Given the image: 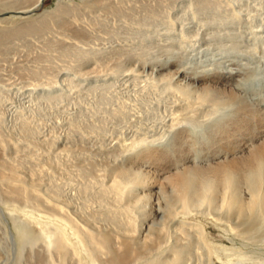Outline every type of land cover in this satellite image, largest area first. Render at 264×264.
I'll list each match as a JSON object with an SVG mask.
<instances>
[{"label": "rangeland", "instance_id": "1", "mask_svg": "<svg viewBox=\"0 0 264 264\" xmlns=\"http://www.w3.org/2000/svg\"><path fill=\"white\" fill-rule=\"evenodd\" d=\"M7 1L11 0L1 2ZM22 10H0V264H53L48 262L46 239L39 237V225L26 214L34 211L32 202L12 201L6 193L11 174L18 176L19 183L25 184L22 186H38L39 196L32 195V200L42 202V209L50 206L45 199L53 196L63 201L66 215L95 232L101 225L109 229L123 223L120 221L127 214L121 206L125 203L114 192L109 191L113 196L110 195L103 185L112 181V167L130 161L132 152L170 145L173 140L174 133L165 126L172 91H167L168 97L161 92L163 82H152L144 88V79L151 75L157 78L167 71L164 67L176 65L199 75L207 73V69L218 73L219 61L223 62L220 58L229 59L226 65L230 63L231 67L232 63L242 76V85H235L242 99L248 98L245 102L251 107L259 105L257 115L248 117V127L264 128V79L259 85V77L254 75L264 72V0H43L31 11ZM249 72L255 78L250 77V82L248 77L247 84L243 75ZM219 115L195 121L191 124L194 128L188 123L176 128H184V136L188 137L183 139L190 144L197 131L198 135L205 128L209 131ZM133 140L138 144L129 153L125 147ZM124 150L127 151L123 153ZM166 160L154 157L148 162L160 164ZM144 166L140 167L147 169ZM114 208L121 210L116 212ZM100 210L104 214L99 215ZM35 211L40 218L41 212ZM132 213L141 210L135 208ZM210 217L179 215L172 222L169 245L175 241L173 233L180 235L177 225L183 220L203 224L216 246L229 244L223 227ZM18 226L31 230L32 237H22ZM187 227L194 238L190 255L187 253L185 260L175 264H213L204 248V254L199 256L197 235L191 225ZM168 243L164 251L154 250L152 256L147 254L138 264H172L168 262ZM78 246L81 259L79 254L74 256L70 246L64 264H93L83 246Z\"/></svg>", "mask_w": 264, "mask_h": 264}, {"label": "bare ground", "instance_id": "2", "mask_svg": "<svg viewBox=\"0 0 264 264\" xmlns=\"http://www.w3.org/2000/svg\"><path fill=\"white\" fill-rule=\"evenodd\" d=\"M1 1L2 0H0V10H3V8H13L23 9V12H27L31 11V9L37 4H40L43 0ZM184 26L185 24L182 27ZM182 33H184V28H182ZM258 54L261 55V53ZM220 59H222L223 62L219 61L221 66H219L220 72L218 71V73L213 69H207V73L205 74L199 75L196 71L191 74L189 73L190 71L183 70V68L179 69L176 65H170L164 67L163 70L167 71H162L157 78H154L151 75L152 73H150L149 75L151 76L144 79V81H146L144 88L151 85L152 82L158 84L163 82V90L160 91L165 93V95H168V93L172 91L173 100L170 101L171 107L169 106L171 110L169 112L170 117L168 120L169 122L166 123L165 126L169 128V133H174V137L170 145L156 148L148 147L146 150H142L136 154L132 152L130 161L112 167L113 174L110 176L112 181H109L110 184L107 183L108 186L103 185V187L106 188L103 189L108 190L109 194L110 192H114L119 201L122 202V204L125 203L122 206L120 205L122 210L119 209L127 214L125 220L120 221V223H123H117L115 226L112 225L113 227L109 229L101 225L98 226V232H95L91 227L82 226V223L80 224L79 221L77 223V220L75 221L73 217L71 218L68 214L66 215L65 213L67 211L64 212L66 207L64 209L63 201L61 202L58 199L55 200V197L52 198L53 196L47 197L45 200L50 206H46V209H42V202L40 203L39 201L32 200V195L34 197L39 196L38 186H22L24 183L20 184L19 182L21 180L18 179V176L15 174H11L7 177L10 186H7L5 190L9 199L12 201L21 199L25 204L32 202L34 211L37 210L41 212L40 218L35 215L36 211H26V214L39 225V237H44L46 239V247L49 251V254H47L48 262H53V264H64V259L66 258L70 246H72V248H70L73 249L72 252L75 253L74 256L76 254L80 256L81 250L78 244H81L93 264H138L143 258L146 259L145 256L151 254L152 251L161 248L162 251H164V245L171 240L170 228L172 222L176 220L179 215L196 214L211 216L227 233L229 244L216 246L210 241L203 224L199 222L194 223V221L193 223H189L191 221L185 222L183 220L177 225V229L181 230L180 235L174 236L173 233L175 241L170 245L168 243L167 246L169 252H171V258L168 260L169 263L175 264L181 260L183 261L185 255L188 253L194 239L190 236L191 231L189 232L187 229L190 227H187V225H191V227L194 228L195 235H197V243H199V245L197 244L196 250L199 252V256L204 254V252H202V248H204V251H207L211 263L238 264V262H241V264H264V130H261L263 128H261V126V129L255 128L254 130H250L247 124L249 121L248 117L256 114L257 109H259L256 107L259 105L256 106V104H253L255 107H251L250 104L245 102L249 101L248 98V100H244L245 98L242 99L241 94L236 88V86L242 85L239 80V77L242 78L239 72L240 70L238 71L236 66L232 67V63L231 67L229 66L230 63L226 65L229 59L225 61L223 56ZM245 59L247 58H244V60ZM244 62H241V64H245ZM144 67H146V65H144ZM244 67L246 68L245 65ZM151 69L153 68L151 67ZM240 69L242 70V68ZM134 70H136V68ZM193 70H191V72ZM247 70L248 69L245 71L248 72ZM152 72L154 73V71ZM142 73L143 72H141V75ZM254 75L259 77L256 76L258 78V84L260 80L264 79V72H259V74ZM243 76L246 78L245 81L248 77L255 78L251 72ZM249 80L251 82V78ZM258 91L260 92V90ZM169 97L172 96L169 95ZM256 98L257 97H255V99ZM181 103H183V105ZM255 103H257V101ZM218 113H220V115L217 117L218 119H215L216 122L213 121V124L210 125L209 131H205L206 126L204 127L205 130H202L203 133L198 135L199 132L197 131L194 141L192 142V140H190L192 143H188L189 145L186 144V141L183 139L186 136H184L183 133L184 128H176L177 126L187 123V125L190 124L191 126L195 121L197 123L201 121V119L208 121L213 115ZM259 119L261 120V117ZM164 120H166V118ZM261 124H263V121ZM193 126L191 127L194 128ZM250 126L252 125L250 124ZM199 127L202 128V126ZM173 129L175 130L172 131ZM191 135L193 136V134ZM137 144L138 142L133 140L128 143L129 147L126 146L125 148H127L130 153L136 148ZM127 150H124L123 153ZM154 157L160 160L167 158V160L160 164L157 161L148 162ZM140 159L143 160V164H139L142 162ZM144 159L148 160L145 161ZM113 161L114 160H112V162ZM101 166H104V164ZM140 166H144L147 169ZM108 169L109 168H107V170ZM151 169H154L152 173ZM101 173L100 171V174ZM108 174L107 176H109ZM98 177L100 179V177L103 176ZM107 179L108 178H106V181ZM102 181L100 180V182ZM103 183L106 184L105 181ZM133 192L134 195L132 196L131 194ZM108 193H106V196H108ZM102 197L104 198V196H101L103 200ZM17 207L18 209L25 210V207H21L20 205H17ZM109 208L110 207L107 209ZM135 208L140 209L141 213H135L134 215L132 212ZM119 210H116V212ZM100 211L99 215L102 213V210ZM68 212L72 213L73 211L70 212L68 210ZM97 212L99 213V210ZM112 214L117 215L114 213ZM120 216L123 217V213ZM120 216L119 218H121ZM113 217L114 216H112V218ZM102 218L104 217L102 216ZM116 218H118V216H116ZM75 219L78 218L75 217ZM108 219L110 220V218ZM114 219L115 218H113V221ZM102 222L104 223V221ZM17 229L22 237H32L31 230L26 227L18 226ZM174 229H176V227H174ZM69 230H71L72 235L75 237V242L71 238ZM194 247H196V245ZM54 253H57L58 262L55 261ZM42 256L40 255V260H42ZM150 256H152V254ZM81 262L82 261L79 263ZM151 262L153 263V261Z\"/></svg>", "mask_w": 264, "mask_h": 264}]
</instances>
